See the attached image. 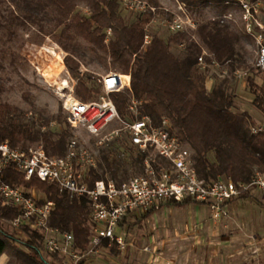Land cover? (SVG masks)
Listing matches in <instances>:
<instances>
[{"label":"trees","instance_id":"trees-1","mask_svg":"<svg viewBox=\"0 0 264 264\" xmlns=\"http://www.w3.org/2000/svg\"><path fill=\"white\" fill-rule=\"evenodd\" d=\"M180 1L189 8L203 4L229 8L224 4L225 0ZM79 2H89V16L76 11ZM150 3L160 12L158 1ZM0 5H5L0 12V31L10 39L19 30L28 32L36 25L47 26L53 31L54 41L67 53L65 65L77 81L75 95L79 100H95L102 92L101 84L92 74L80 73V59L86 55L80 40L88 43L95 59L106 64L110 58L122 74L131 75V92L111 95L120 116L133 118L129 111L133 96L141 102L139 118H150L154 126L164 119L169 120L172 133L193 152L194 167L200 179L207 183L221 179L247 183L256 171L264 173V133H253L255 121L249 113L235 111L236 98L229 89L228 76L235 78L236 69L247 64L241 44L249 38L237 25L207 20L198 23L195 31L173 33L168 39L150 35L151 43L144 48L147 28L156 13L135 14L134 21L128 23L120 13V0H0ZM182 44L181 53L176 54L174 48ZM204 50L210 54L205 58L208 65L215 61L228 69L226 77L216 75L211 90L207 81L212 69L202 70L198 66ZM247 81L254 96V107L264 114V78L261 85L252 77ZM3 91L0 79V94ZM54 122L62 124V128L53 130ZM73 131L60 114L46 116L36 110L31 117H26L24 112L14 113L11 106L0 103V143L7 141L12 147L22 149L41 145L48 155L60 157L67 152ZM148 157L149 153L131 146L126 136L115 139L100 149L98 168L89 172L90 186L99 180H112L121 185L142 175ZM152 163L158 171L169 167L159 157ZM3 179L11 186L30 191L36 187L53 200L56 207L50 225L72 233L77 246L82 250L87 248L91 236V208L87 199H71L54 185L36 178L27 181L12 165L4 170ZM189 204L186 201L167 206ZM162 207L149 209L138 216L129 229L141 226ZM19 214L16 208L4 206L0 198V258L7 254L11 264H54L43 253L39 233L24 231L26 241L13 233L16 231L11 221ZM126 221L125 218L120 225H125ZM110 254L117 257L121 252L114 245Z\"/></svg>","mask_w":264,"mask_h":264},{"label":"built area","instance_id":"built-area-1","mask_svg":"<svg viewBox=\"0 0 264 264\" xmlns=\"http://www.w3.org/2000/svg\"><path fill=\"white\" fill-rule=\"evenodd\" d=\"M121 1L127 10L138 15L157 12V8L145 0ZM177 3L181 13H174L169 29L172 33L195 31L198 24L189 7L184 2ZM224 4L232 11L215 15L209 21L239 25L255 46V68L264 73V0H225ZM151 40L147 28L144 48ZM209 56L204 50L198 66L202 70L222 68V76H227L226 67L215 61L211 66L207 64L205 58ZM233 74L237 80H246L249 70L240 68ZM98 82L102 92L97 99L84 102L68 95L64 105L70 126L73 130H83L89 138L88 143L74 136L65 155L60 157L48 155L41 145L22 149L12 147L7 141L0 143V198L4 206L14 207L20 213L11 221V226L17 238L23 241L28 239L24 231L39 233L48 261L88 264L114 245L124 251L126 242L119 234L120 223L131 213L188 201L208 207L212 220L219 222L229 217L232 202L254 192L264 193L261 171H256L247 183H235L230 179L207 183L200 179L194 167L193 152L172 133L169 120L164 119L154 126L150 118H139L141 102L133 96L129 105L133 118L123 119L111 95L131 92V75L110 72ZM116 124L121 127L115 128ZM252 131L264 133V127H253ZM123 136L129 139L131 146L149 153L144 173L121 185L112 180H99L90 186L89 172L98 168L100 149ZM157 157L165 160L169 167L156 170L152 162ZM10 165L27 181L36 178L54 185L71 199H87L91 208V236L85 250L77 246L72 233L50 225L56 207L53 200L45 196L38 199L34 191L4 181L3 172Z\"/></svg>","mask_w":264,"mask_h":264},{"label":"rangeland","instance_id":"rangeland-1","mask_svg":"<svg viewBox=\"0 0 264 264\" xmlns=\"http://www.w3.org/2000/svg\"><path fill=\"white\" fill-rule=\"evenodd\" d=\"M156 1L161 6V10L156 12V17L148 26V31L150 35H159L168 39L173 35L169 29V22L174 13H181L177 3L181 1ZM120 2L121 15L128 23L133 22L135 13L127 10L121 0ZM4 8L5 5H0V12ZM189 10L197 24L215 15L224 14L221 12L232 11L210 4H203L197 8L190 7ZM76 11L89 16V2H79ZM237 26L240 28L239 25ZM193 37L198 40L197 35ZM80 44L86 53L80 59L81 75L89 73L99 80L110 72L122 74L112 65L110 58L106 64H103L90 53L88 43L80 40ZM241 46L247 62L243 68L249 70L248 78L252 77L258 85H261L264 73L259 72L254 66L256 52L253 42L244 39ZM181 49L175 47L174 52L180 54ZM66 57L67 53L54 41L53 31L47 26H32L28 32L19 30L11 39L0 31V79L4 86V91L0 94V103L11 106L14 113L24 112L26 117H31L36 110H39L46 116L60 114L67 119L64 105L68 95L77 98L75 95L77 81L65 65ZM221 73L222 68L212 69L207 81L209 90L218 77L216 75ZM228 77L230 92L236 98L235 111L249 113L255 121L254 127H264V114L253 105L254 96L249 90L248 78L240 81L231 75ZM64 81L68 82V86L59 91ZM114 127L119 128L121 125L116 124ZM51 128L58 131L62 128V124L54 122ZM73 136L88 143L89 138L83 130H74ZM35 146L37 145H33ZM31 191L35 192L38 199L44 196L36 187ZM256 193L258 199L241 204V215L237 217L229 215L227 219L219 222L212 220L207 207L200 206L198 209L208 221L207 230L194 229L195 220L191 211L196 206L164 208L141 226H134L129 231L127 228L124 230L123 236L126 242L124 255L133 258L131 264H145L143 255L149 258L146 264H248L250 259L258 255L255 252L258 247L251 242L254 230L249 229L248 223H254L260 218L262 220L259 221L264 223V196H260V192ZM258 250L264 258L263 247L259 246ZM9 261L10 256L7 254L0 258V264Z\"/></svg>","mask_w":264,"mask_h":264},{"label":"crops","instance_id":"crops-1","mask_svg":"<svg viewBox=\"0 0 264 264\" xmlns=\"http://www.w3.org/2000/svg\"><path fill=\"white\" fill-rule=\"evenodd\" d=\"M256 194L257 193L254 192L252 194V196L250 198H248V199H240V200L232 202L230 207H229V215H233V217L234 216L237 217L238 215H241V204H243V203H245V202H247L249 200L258 199ZM260 196H264V193H261ZM162 205H163V207L160 208L159 210H157L152 216L156 215L160 210H162L164 208H181L182 207V206L171 207V206H167L168 204H162ZM162 205H160V206H162ZM189 205L196 206V208L191 211V213H193V215H194L193 217H194V220H195V228L194 229L197 228V229H201L202 230V229L205 228V230H207L208 229V221L206 220L205 215L203 216L202 212L198 209L200 206H204V205L194 204V203H190ZM183 207H186V206H183ZM204 207H206V206H204ZM146 212L147 211H140V212H135V213L129 214L126 217L127 221H126L125 225H124V223H123V225H120L119 234L123 236L124 235V230L126 228H127L128 231L131 230V229H129V225L131 223H133L132 221H134L138 216H141V215H143ZM210 215L211 214L209 213V216ZM151 217H149V218H151ZM259 220L257 219L256 221H254V223L253 222L248 223V226H249V229L254 230V233H253L254 236L252 238L253 241H251V242L253 244H255V246H257L258 248H259V246H260V248L263 247V251L262 252H264V223L260 222ZM105 245H107V243H105ZM258 248L255 251L256 254H258V255L256 257L250 259L248 264H264V258L259 254ZM111 249H107L106 248L105 251H104V254L101 257H99L97 259H94L91 263H88V264H126V263L127 264H131L132 263V259L133 258L132 257H128V255H124V251H120L121 252L120 256L116 257V256H113V255L110 254ZM143 257H144V262L146 260V262H145V264H146L147 263V259H149V258H148L147 255H143Z\"/></svg>","mask_w":264,"mask_h":264},{"label":"bare ground","instance_id":"bare-ground-1","mask_svg":"<svg viewBox=\"0 0 264 264\" xmlns=\"http://www.w3.org/2000/svg\"><path fill=\"white\" fill-rule=\"evenodd\" d=\"M67 86H68V82H67V81H64V82L61 84V86H60V88H59V91H62V90L65 89Z\"/></svg>","mask_w":264,"mask_h":264}]
</instances>
